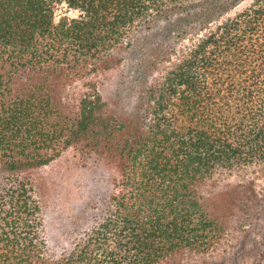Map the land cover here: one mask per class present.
Masks as SVG:
<instances>
[{"label": "trees", "instance_id": "trees-1", "mask_svg": "<svg viewBox=\"0 0 264 264\" xmlns=\"http://www.w3.org/2000/svg\"><path fill=\"white\" fill-rule=\"evenodd\" d=\"M244 1L0 0V172L16 176L0 184V264H162L210 249L225 222L202 185L224 176L232 206L233 176L264 163V0ZM60 3L80 16L56 21ZM112 69L123 80L108 101L89 76ZM71 146L119 176L96 224L56 256L19 175ZM240 193L248 217L260 193Z\"/></svg>", "mask_w": 264, "mask_h": 264}, {"label": "rangeland", "instance_id": "rangeland-1", "mask_svg": "<svg viewBox=\"0 0 264 264\" xmlns=\"http://www.w3.org/2000/svg\"><path fill=\"white\" fill-rule=\"evenodd\" d=\"M249 2L244 1L238 7H245ZM234 12L236 10H232L231 15ZM80 14L81 11L67 3L56 5V21L64 16L77 18ZM183 43L187 44L189 41L185 40ZM89 77L100 85L108 101H114L113 90L119 88L123 80L118 69L99 72L96 76L95 72H92ZM79 84L81 82L76 80L73 87H70L71 92L79 91L76 87ZM133 90L131 88L123 91L125 103L128 101L127 103L131 104V100L127 99ZM240 171L241 173L236 172L237 175L233 176L241 189H238L239 196L232 198V206L226 199L227 196H221L227 181L224 176L217 175L202 185L206 193L218 199L219 222H225L216 242L210 249L185 251L169 257L162 264H264V163ZM1 173L0 184H5L7 177H16ZM118 176L119 171L114 162L106 158L87 156L75 146L64 148L47 165L23 170L19 177L31 181L35 189L34 195L40 201L43 210V235L51 248V254H63L96 224L98 208H104L103 201L109 198L113 179ZM246 186L257 189L261 198L257 210L248 217V212L244 213L239 209L240 191ZM241 221L245 222L242 224Z\"/></svg>", "mask_w": 264, "mask_h": 264}]
</instances>
